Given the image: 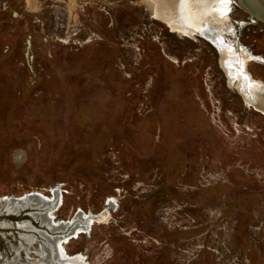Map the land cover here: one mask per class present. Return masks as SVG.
<instances>
[{"label": "rangeland", "instance_id": "obj_1", "mask_svg": "<svg viewBox=\"0 0 264 264\" xmlns=\"http://www.w3.org/2000/svg\"><path fill=\"white\" fill-rule=\"evenodd\" d=\"M225 1V38L264 81V19ZM154 7L0 0V202L58 190L56 220L97 216L63 243L83 264H264V112ZM24 210L0 207V264L56 234Z\"/></svg>", "mask_w": 264, "mask_h": 264}, {"label": "bare ground", "instance_id": "obj_2", "mask_svg": "<svg viewBox=\"0 0 264 264\" xmlns=\"http://www.w3.org/2000/svg\"><path fill=\"white\" fill-rule=\"evenodd\" d=\"M177 1L152 0V3L155 6V13L168 19L177 28L189 32L196 28L199 34L212 41L221 52L222 65L230 81L237 84L250 104L264 112V81L254 78L246 66L247 60L258 59V56L254 57L247 51H237L233 43L225 38L226 34L234 32L231 28L232 25L225 26L223 14L219 10L227 11L229 2L225 0H183V7L177 10L178 8L174 7ZM235 2L240 3L258 17L264 18V0H235ZM227 20L229 19L227 18ZM60 200L58 190L53 191L52 197L32 192L23 197L4 199L0 202V207L3 206L8 213H18L26 208H32L34 211H31L30 214L56 233L50 235L47 232H41L45 236L44 253L47 262L83 264L84 256L68 254L63 243L80 232H88L97 216L79 210L69 220H56L54 211L59 207ZM24 226L29 228V225Z\"/></svg>", "mask_w": 264, "mask_h": 264}, {"label": "flooded vegetation", "instance_id": "obj_3", "mask_svg": "<svg viewBox=\"0 0 264 264\" xmlns=\"http://www.w3.org/2000/svg\"><path fill=\"white\" fill-rule=\"evenodd\" d=\"M22 211H24V210H21L20 212H18V213H14V214H20V213H22ZM30 214V213H29ZM31 215V214H30ZM32 216V215H31ZM41 222V221H40ZM43 226H44V224H43ZM44 232H45V230H43ZM42 231V232H43ZM44 235L43 234H41V231H39V234H37V235H24V236H20V238L23 240V241H28V243L30 242V241H32V239L34 240L35 238H37L38 239V241H40L42 244H41V248H42V252H38V255H40V257L41 258H35V259H33V260H29L28 262H24V263H19V264H46L47 263V261H46V259H45V253H44V249H45V245H44ZM56 262H58V261H56Z\"/></svg>", "mask_w": 264, "mask_h": 264}, {"label": "water", "instance_id": "obj_4", "mask_svg": "<svg viewBox=\"0 0 264 264\" xmlns=\"http://www.w3.org/2000/svg\"><path fill=\"white\" fill-rule=\"evenodd\" d=\"M253 14V13H252ZM255 15V14H254ZM257 16V15H256ZM260 18H262L261 16H260ZM262 19H264V18H262ZM23 212H26L25 210L23 211ZM27 214H29V213H27ZM30 215V214H29Z\"/></svg>", "mask_w": 264, "mask_h": 264}]
</instances>
